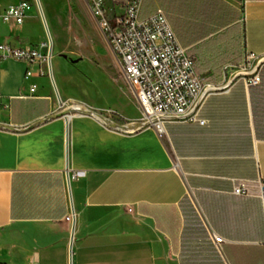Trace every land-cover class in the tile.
Masks as SVG:
<instances>
[{
  "label": "crops",
  "instance_id": "obj_1",
  "mask_svg": "<svg viewBox=\"0 0 264 264\" xmlns=\"http://www.w3.org/2000/svg\"><path fill=\"white\" fill-rule=\"evenodd\" d=\"M129 1L106 0L117 14ZM159 9L207 83L264 58V0H143L140 18ZM32 12L0 24V43H43ZM27 69L0 59V264H264V65L259 85L206 99V125L167 123L162 137L61 107Z\"/></svg>",
  "mask_w": 264,
  "mask_h": 264
},
{
  "label": "built area",
  "instance_id": "obj_2",
  "mask_svg": "<svg viewBox=\"0 0 264 264\" xmlns=\"http://www.w3.org/2000/svg\"><path fill=\"white\" fill-rule=\"evenodd\" d=\"M90 10L114 56L119 62L124 81L133 92L141 110L142 122L153 128L160 137L166 134L167 123H199L200 111L206 99L243 80L246 86L261 82L259 71L264 58L248 54L239 67L226 65L223 81L207 83L195 70L196 58L183 48L163 10L141 19L143 0H130L121 13L107 7L106 0H87ZM33 5L21 0L0 13V24L22 25ZM0 59L27 64L25 82L50 77L49 44L36 47H13L0 43ZM37 85L30 86L32 95ZM264 214V177L257 180ZM239 196H251L246 181H239L234 189ZM73 215L68 216L71 221ZM220 244L223 239L216 236Z\"/></svg>",
  "mask_w": 264,
  "mask_h": 264
},
{
  "label": "rangeland",
  "instance_id": "obj_3",
  "mask_svg": "<svg viewBox=\"0 0 264 264\" xmlns=\"http://www.w3.org/2000/svg\"><path fill=\"white\" fill-rule=\"evenodd\" d=\"M38 1H32L39 23L34 31L49 50L52 44L54 84L51 77L49 81L61 107L86 106L116 125L142 122V110L87 0Z\"/></svg>",
  "mask_w": 264,
  "mask_h": 264
},
{
  "label": "bare ground",
  "instance_id": "obj_4",
  "mask_svg": "<svg viewBox=\"0 0 264 264\" xmlns=\"http://www.w3.org/2000/svg\"><path fill=\"white\" fill-rule=\"evenodd\" d=\"M87 107L86 106H82V105H73V106H71L70 107V111H73V112H83V113H95L94 111H92V110H88V109H86ZM102 120L106 123V124H108V125H110V126H113V127H121V126H119V125H116V124H114V123H112V122H110V121H108L106 118H104V117H102ZM140 124L141 125H131V126H127V127H124V128H126V129H128V130H133V129H139V128H141V127H144V126H146L147 127V123L146 122H140Z\"/></svg>",
  "mask_w": 264,
  "mask_h": 264
},
{
  "label": "water",
  "instance_id": "obj_5",
  "mask_svg": "<svg viewBox=\"0 0 264 264\" xmlns=\"http://www.w3.org/2000/svg\"><path fill=\"white\" fill-rule=\"evenodd\" d=\"M37 2H38V4H39V1L37 0ZM39 8H40V10H41V6L39 5ZM41 13H42V11H41ZM43 20H44V22H45V19H44V17H43ZM51 54H52V44H51V47H50V50H49V56H50V77H51V80H52V82H53V84H54V77H53V71H52V67H51ZM58 96V95H57ZM59 101H60V99H59Z\"/></svg>",
  "mask_w": 264,
  "mask_h": 264
}]
</instances>
